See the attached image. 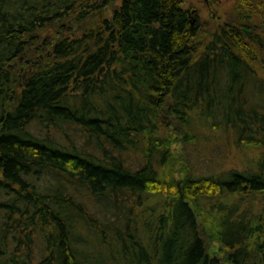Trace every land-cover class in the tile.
I'll return each instance as SVG.
<instances>
[{
	"label": "trees",
	"instance_id": "obj_1",
	"mask_svg": "<svg viewBox=\"0 0 264 264\" xmlns=\"http://www.w3.org/2000/svg\"><path fill=\"white\" fill-rule=\"evenodd\" d=\"M228 9L0 0V264H264V0ZM200 129L258 151L196 173Z\"/></svg>",
	"mask_w": 264,
	"mask_h": 264
},
{
	"label": "rangeland",
	"instance_id": "obj_2",
	"mask_svg": "<svg viewBox=\"0 0 264 264\" xmlns=\"http://www.w3.org/2000/svg\"><path fill=\"white\" fill-rule=\"evenodd\" d=\"M183 1L184 6L198 10L204 22L205 30L221 27L224 17L227 21L228 7L232 2L229 0L224 5L219 6L216 0ZM163 119L165 123L170 125L171 118L168 115L164 114ZM229 140L228 135L222 130L204 131L200 129L196 140L186 144L178 142L174 147L180 159L186 161L196 173L218 174L238 165H247V159L251 160L258 151L255 148H238L234 141Z\"/></svg>",
	"mask_w": 264,
	"mask_h": 264
},
{
	"label": "flooded vegetation",
	"instance_id": "obj_3",
	"mask_svg": "<svg viewBox=\"0 0 264 264\" xmlns=\"http://www.w3.org/2000/svg\"><path fill=\"white\" fill-rule=\"evenodd\" d=\"M226 1H229V0H225V1H223V0H216V2L218 3L219 6L224 5L226 3ZM207 3H208V1H207ZM209 3H211V2L209 1ZM224 25H226L225 17L223 18V23L221 24V27H223Z\"/></svg>",
	"mask_w": 264,
	"mask_h": 264
}]
</instances>
